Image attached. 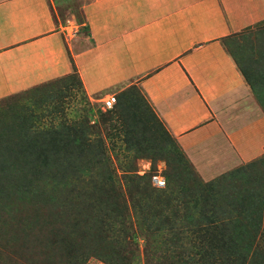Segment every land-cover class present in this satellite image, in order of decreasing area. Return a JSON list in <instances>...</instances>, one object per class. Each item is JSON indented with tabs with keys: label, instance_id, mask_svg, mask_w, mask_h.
Here are the masks:
<instances>
[{
	"label": "rangeland",
	"instance_id": "obj_1",
	"mask_svg": "<svg viewBox=\"0 0 264 264\" xmlns=\"http://www.w3.org/2000/svg\"><path fill=\"white\" fill-rule=\"evenodd\" d=\"M85 1L53 0L71 36ZM225 44L264 106V21ZM108 96L0 100V264H264V155L205 180L136 85Z\"/></svg>",
	"mask_w": 264,
	"mask_h": 264
},
{
	"label": "crops",
	"instance_id": "obj_2",
	"mask_svg": "<svg viewBox=\"0 0 264 264\" xmlns=\"http://www.w3.org/2000/svg\"><path fill=\"white\" fill-rule=\"evenodd\" d=\"M81 6L71 36L53 0H0V100L74 73L89 96L136 85L203 179L264 155V106L225 44L264 21V0Z\"/></svg>",
	"mask_w": 264,
	"mask_h": 264
},
{
	"label": "built area",
	"instance_id": "obj_3",
	"mask_svg": "<svg viewBox=\"0 0 264 264\" xmlns=\"http://www.w3.org/2000/svg\"><path fill=\"white\" fill-rule=\"evenodd\" d=\"M104 105L107 109H111L115 106V104L117 103L118 101V98L116 95H110L106 98H104Z\"/></svg>",
	"mask_w": 264,
	"mask_h": 264
},
{
	"label": "trees",
	"instance_id": "obj_4",
	"mask_svg": "<svg viewBox=\"0 0 264 264\" xmlns=\"http://www.w3.org/2000/svg\"><path fill=\"white\" fill-rule=\"evenodd\" d=\"M115 107V106H114Z\"/></svg>",
	"mask_w": 264,
	"mask_h": 264
}]
</instances>
